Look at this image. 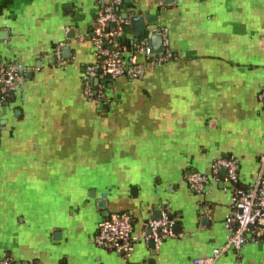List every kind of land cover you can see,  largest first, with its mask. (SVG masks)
I'll return each instance as SVG.
<instances>
[{
	"label": "crops",
	"instance_id": "crops-1",
	"mask_svg": "<svg viewBox=\"0 0 264 264\" xmlns=\"http://www.w3.org/2000/svg\"><path fill=\"white\" fill-rule=\"evenodd\" d=\"M103 5L0 0V64L30 68L7 106L0 103V259L193 264L224 247L233 186L221 171L196 194L187 174L232 157L246 187L264 150V103L256 98L264 89V0H122V16L146 19L141 37L149 39L151 25L168 29L173 57L145 63L139 78L105 83L107 110L87 102L81 82L96 60L89 36ZM134 39L129 29L120 42ZM61 42L67 64L57 67ZM107 213L128 214L135 236L162 213L179 231L156 254L134 244L125 260L93 243ZM240 257L264 264V241L247 243ZM235 259L230 249L215 264Z\"/></svg>",
	"mask_w": 264,
	"mask_h": 264
},
{
	"label": "built area",
	"instance_id": "built-area-1",
	"mask_svg": "<svg viewBox=\"0 0 264 264\" xmlns=\"http://www.w3.org/2000/svg\"><path fill=\"white\" fill-rule=\"evenodd\" d=\"M121 5L122 0H105L94 18L89 36L96 60L83 68L82 92L87 102L98 107L108 101L104 82H114L122 77L130 80L139 78L144 74L145 63L165 64L173 57L168 29L164 26L151 25L147 28L148 35L161 37V54L155 55L152 52L146 36L127 44L120 42L118 38L124 35L129 24V20L120 13ZM63 46L64 42L59 43L53 52L57 67L67 64L62 56ZM29 69L14 63L0 64V103L5 102L16 90L18 75ZM256 98L264 103V89L257 93ZM221 171L224 172V182L233 186L230 212L224 219L226 242L224 247L214 249L210 256L194 259L193 264H215L230 249L236 254L234 264H242L241 249L247 243L264 241V150L258 159L255 179L246 187H238V162L232 157L215 159L209 173L189 172L186 176L187 185L192 192L204 194L212 183L221 179ZM173 228V220L162 213L158 218L146 220L141 236H135L132 233L131 217L126 213H113L98 223L93 243L100 249L114 252L128 260L134 244L142 242L158 246L166 239L175 237ZM0 264L16 263L11 258L4 257L0 259Z\"/></svg>",
	"mask_w": 264,
	"mask_h": 264
},
{
	"label": "water",
	"instance_id": "water-1",
	"mask_svg": "<svg viewBox=\"0 0 264 264\" xmlns=\"http://www.w3.org/2000/svg\"><path fill=\"white\" fill-rule=\"evenodd\" d=\"M103 3H104V0H103ZM122 12V11H121ZM123 17L126 18L128 17V14H125L123 13ZM130 20V24L129 26L126 28V31L131 29V32H132V35L136 38H139L141 36H143L145 34V30H144V23L147 22L146 19H144L143 17L141 16H138V15H135V16H132L129 18ZM5 32H2L1 36H5V34H3ZM124 39V35H122L121 37L118 38V40H123ZM148 42L152 48V52L155 54V55H158V54H161L163 52V48H162V43H161V37L159 35H150L149 39H148ZM65 52V50H63ZM30 73V72H28ZM25 76H29L27 75V72L24 73ZM22 77V74L20 75ZM95 83H97V80L94 81ZM104 83H107V86L108 85V82H104ZM7 102H5L3 105L4 106H7ZM102 108H104L105 110L108 109V104H103L102 105ZM100 204H104L103 201L100 202ZM108 215V213H107ZM171 219V218H170ZM174 232L177 233L179 231V226L178 224H174ZM148 246L152 249V254H156V250L154 249V244L153 243H149ZM148 262L154 264V258H150L148 260Z\"/></svg>",
	"mask_w": 264,
	"mask_h": 264
},
{
	"label": "trees",
	"instance_id": "trees-1",
	"mask_svg": "<svg viewBox=\"0 0 264 264\" xmlns=\"http://www.w3.org/2000/svg\"><path fill=\"white\" fill-rule=\"evenodd\" d=\"M238 187H242V186H240V185L238 184Z\"/></svg>",
	"mask_w": 264,
	"mask_h": 264
}]
</instances>
